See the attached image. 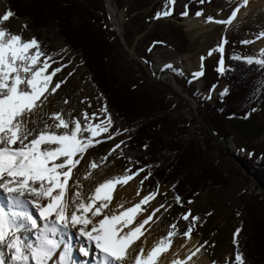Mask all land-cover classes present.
Instances as JSON below:
<instances>
[{
    "label": "rangeland",
    "instance_id": "374dc122",
    "mask_svg": "<svg viewBox=\"0 0 264 264\" xmlns=\"http://www.w3.org/2000/svg\"><path fill=\"white\" fill-rule=\"evenodd\" d=\"M77 1L82 8L87 9L94 21L107 22L106 15H99L100 10H103L101 0ZM81 1L85 2L84 6ZM109 2L114 10L115 22L121 29L122 39L124 31V36L129 41V46L125 44L126 48L143 61V64H140L138 60L130 59L117 41L118 46L114 48L110 63L121 80V89L142 88L151 101L164 97L166 106L171 109L165 130L183 140V147L191 148L196 155L194 165H207L219 172L225 184L221 187H200L199 192L190 195L189 199L190 193L187 194L179 183L175 182L176 178L168 179L163 173L158 176V172L152 171L147 164L140 167L122 160L121 142L129 138L130 134L125 131L127 129L124 126L120 127L114 123L107 133L97 137L101 142L89 149L84 159L89 162L97 161L100 167L111 166L118 172L117 176L124 175L127 169L133 172L144 169L130 182L136 185L139 194L157 193L155 208L164 206L157 213L162 230L160 238L166 236L170 230L177 233L173 240L183 235V231L192 226L191 219L184 220L183 214L191 210L193 216L201 217L191 237L197 240L199 247L203 245L202 252L208 257L210 264H234L237 245L233 244V234L238 228L241 230L237 237L238 249L242 252L246 264H264V237L261 238V233L255 235L248 232L251 216L261 219L258 226L253 225L255 232L264 230V103L258 104L256 110H252L242 119H224V126L230 136H220L212 127H208L203 106L204 102L212 104L224 87L221 71H218L221 58L223 68L228 66L229 56L260 58V50L264 49V38L258 37L264 32V0H250L247 6L243 5V0H205L204 3L200 0H175L174 5L167 4V0ZM166 5L173 9V14L154 19L155 14L163 11ZM236 8L240 11L230 24L207 21L208 16H212L214 20H228ZM6 9L7 0H0V14ZM242 9H245L243 14ZM185 10L188 15L182 16L181 13ZM197 11H202L203 15L197 17ZM188 18L206 21L204 28L198 31L188 29ZM25 24L28 25L24 18L14 15L3 26L14 34H22L25 40L35 37L40 42L43 51L51 57L48 72L61 68L53 77V86L56 82L63 81L53 96L58 106L68 107L69 112L81 120L84 112L90 117L92 113H97L99 119L93 123H99L108 116V113L101 111L105 108L104 99L91 82L80 55L70 50L53 28L30 30L23 27ZM169 24L180 27L186 39L185 47L182 41L173 36L174 32L168 29ZM222 40L226 41L223 53L213 51L209 56V50L216 49ZM201 57H204L203 61ZM166 64L173 67L165 68ZM202 65L204 74L193 78V73L201 71ZM262 75L264 77V70ZM168 76L173 78L177 86L175 89L183 91L186 95L173 91ZM258 92L259 89L254 95ZM65 100L69 103L64 104ZM84 135L87 136L88 133ZM109 135L113 137L110 140L107 139ZM117 144H120V148L109 155ZM106 156L108 158L104 160ZM169 160L170 158L164 159L162 166H167ZM249 164L252 169L246 166ZM146 176L148 178L145 180ZM154 176L159 179L156 180ZM157 181L159 183H156ZM177 196L181 198V203H177ZM171 225H176V228L172 229ZM70 231L75 233L74 230ZM80 238L78 237V240H83L81 244H84V239ZM76 239L77 236L72 243L75 245L72 257L76 261H85L86 264H96L94 256L82 257L78 251L81 244L77 243ZM56 256L52 264H57Z\"/></svg>",
    "mask_w": 264,
    "mask_h": 264
},
{
    "label": "snow or ice",
    "instance_id": "6c2138e0",
    "mask_svg": "<svg viewBox=\"0 0 264 264\" xmlns=\"http://www.w3.org/2000/svg\"><path fill=\"white\" fill-rule=\"evenodd\" d=\"M249 2L243 0V5L247 6ZM167 4L174 5L175 0H167ZM239 11V8L234 9L228 20H214L208 16L207 21L230 24ZM172 14L173 9L166 5L154 19ZM14 15L10 8L0 14V264H49L57 249H62L57 264H80L72 257L75 245L65 243L63 239L70 229H77L75 235L86 242L78 251L86 257L95 253L96 264H126L132 257L134 245L147 231L146 226L164 206L154 208L145 219L138 220L143 206L156 197L157 193L153 192L144 195L131 207L125 209L118 205V211L106 214L117 185L128 184L144 169L134 172L127 169L124 175L106 179L87 197L79 190V181L75 185L76 191H72L70 180L74 177V170L81 164L85 153L101 142L97 137L107 133L113 121L108 115L99 123H93L99 119L97 113L90 117L84 112L81 120L71 112L56 110L57 106L50 97L63 83L56 82L53 86V77L61 68L48 72L51 57L43 51L40 42L35 37L25 40L22 34H14L3 26ZM181 15L187 16V10ZM195 15L200 17L203 12L197 11ZM23 27L27 28V25ZM259 38H264V32ZM224 43L226 41L222 40L216 49L209 50L208 55L211 56L213 51L223 53ZM244 59L249 64L264 66V49L260 50V58ZM218 63V71L222 72L223 58ZM164 67L173 66L166 64ZM202 67L201 71L193 73V78L204 74ZM63 103L69 102L65 100ZM101 111L107 113L108 109L105 107ZM112 138L111 135L107 137ZM118 148L120 144L115 145L109 155ZM89 167L96 169L99 165L92 161ZM176 201L181 203V198L177 196ZM98 217L102 218L96 219ZM183 219L192 221V226L182 233L190 239L201 217L193 216L189 210L183 214ZM171 228L175 229L176 225ZM240 231L238 228L233 234V244L237 245L234 264H246L238 249ZM27 233H31L34 239H27ZM176 235L175 231H168L146 255L141 247L133 264H157L161 255L170 250ZM200 248L191 252L186 260L174 259L171 264H186Z\"/></svg>",
    "mask_w": 264,
    "mask_h": 264
},
{
    "label": "trees",
    "instance_id": "16d2710c",
    "mask_svg": "<svg viewBox=\"0 0 264 264\" xmlns=\"http://www.w3.org/2000/svg\"><path fill=\"white\" fill-rule=\"evenodd\" d=\"M81 3L84 6L85 2ZM7 5L16 17L25 19L30 30L53 28L64 44L80 55L91 82L104 99L113 123L124 126L130 134L121 144L120 154L123 161L140 167L147 164L152 171L158 172V176L163 173L168 179L176 178L175 182L187 194L190 193L189 199L190 195L199 192L200 187H221L225 184L219 172L207 165H194L196 155L191 148L183 147V140L165 130L171 109L166 106L164 97L151 101L142 88L121 89V80L110 63L118 43L105 20L104 23L94 21L77 0H7ZM99 15H105L103 10H100ZM167 27L185 47L186 39L180 27L172 24ZM123 39L126 46H129L124 31ZM244 58L228 57V66L221 72L224 87L212 104H203L208 127H212L220 136H230L224 126V119H242L252 110H256L258 104L264 103V66L249 64ZM143 60L146 61L144 58ZM258 89L259 92L254 95ZM221 93L225 94L222 96ZM168 158L170 160L167 166L163 167V160ZM246 166L252 169L250 164ZM154 178L159 179L155 176ZM258 223H261V219L251 216L248 232L255 235L261 233L263 238L264 230H254L253 225L258 226ZM262 250L264 256V246Z\"/></svg>",
    "mask_w": 264,
    "mask_h": 264
},
{
    "label": "bare ground",
    "instance_id": "6f19581e",
    "mask_svg": "<svg viewBox=\"0 0 264 264\" xmlns=\"http://www.w3.org/2000/svg\"><path fill=\"white\" fill-rule=\"evenodd\" d=\"M245 9L241 10V14H243ZM186 22L188 29H195L197 31L203 29L206 23V21L201 20L199 18H188ZM50 100H52L53 104L57 106L56 110L63 109L66 113L70 111L69 109H67L68 107L61 108L60 106H58L57 100L53 96L50 97ZM95 162L99 165L97 161ZM89 164L90 162L88 159H83L81 161V164L78 166L77 170H74L73 179L70 180V183L73 184V192L76 191L75 185L76 182L79 181V190L83 193L84 197H87L90 193H92L99 183L103 182L106 179L115 177L118 174V172L109 165H104L101 167L99 165L98 168L91 169L89 167ZM137 192L138 190L136 188V185L130 181L126 185H117L113 193L114 199L109 205V210H106V214L111 215L113 211H118V205H123V207L126 209L138 203L139 200L143 198L144 194L137 195ZM155 202L156 199L154 198L152 201H150L148 205L143 206L144 210L138 216L139 221L145 219V217L152 212V210L155 208ZM99 218L102 217H98L96 219ZM146 227L147 231H145L144 235L134 245L132 257L128 261H126V264H133L135 254L140 251L141 247L144 248V252L146 255L147 251L150 250L153 245L159 241L161 236L160 233L162 230L158 222L157 215L154 217L153 221L150 222V225ZM71 230H74L75 233L77 232V229ZM25 235L27 239H34V236L31 233H27ZM80 239L82 240V238ZM197 248H200L198 246L197 240H195L193 237L188 239L183 235H180L173 240V244L170 250L161 255L157 264H171V261L174 259L186 260V258L191 254V252L196 251ZM3 254L7 255L6 252H4ZM57 254L58 251L56 255ZM53 261L54 257L53 260L50 261V264H52ZM79 262L84 263L85 261ZM186 264H210V262L208 257L202 252V248H200V251L197 252L196 255L190 261H186Z\"/></svg>",
    "mask_w": 264,
    "mask_h": 264
},
{
    "label": "water",
    "instance_id": "95a60500",
    "mask_svg": "<svg viewBox=\"0 0 264 264\" xmlns=\"http://www.w3.org/2000/svg\"><path fill=\"white\" fill-rule=\"evenodd\" d=\"M102 1V4H103V10H104V13L106 15V21L108 23V25L111 27V29L113 30V32L115 33V36L117 38V41L119 43V45L121 46V48L123 49V51L125 52V54L130 58V59H135V60H138V62L140 64H143V61L133 55L131 53V51H129L126 46H125V43H124V40L122 39L121 37V29L119 27V25L115 22V19H114V10H113V7L110 5V2L109 0H101ZM171 80V84L173 86V91L175 93H179V94H185L183 91H179L175 88H177L176 84L174 83L173 81V78L171 76H168Z\"/></svg>",
    "mask_w": 264,
    "mask_h": 264
}]
</instances>
